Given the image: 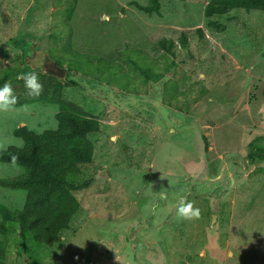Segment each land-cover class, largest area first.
Masks as SVG:
<instances>
[{
	"label": "rangeland",
	"instance_id": "obj_1",
	"mask_svg": "<svg viewBox=\"0 0 264 264\" xmlns=\"http://www.w3.org/2000/svg\"><path fill=\"white\" fill-rule=\"evenodd\" d=\"M210 1L162 0L149 14L136 3L150 0H0V73L22 62L27 39L39 40L27 56L38 71L49 73L70 48L132 74H101L98 91L64 89L101 122L77 179L92 183L74 192L80 209L53 247L24 241L10 222L5 264H264V158H249L255 148L264 155V10H233L217 17L225 29H210ZM163 38L175 41L173 52ZM133 52L163 76L136 73ZM55 115L38 103L0 112V149L23 146L16 127H57ZM23 173L0 162V178ZM181 198L200 208L199 219L178 216ZM26 199V190L0 185V205L21 210ZM101 242L114 246L112 257L97 252Z\"/></svg>",
	"mask_w": 264,
	"mask_h": 264
},
{
	"label": "trees",
	"instance_id": "obj_2",
	"mask_svg": "<svg viewBox=\"0 0 264 264\" xmlns=\"http://www.w3.org/2000/svg\"><path fill=\"white\" fill-rule=\"evenodd\" d=\"M161 1L150 0L147 5L140 3L136 5L142 11L152 14L160 12ZM236 9L264 10V0H211L205 8L208 28L225 29L226 25L217 17ZM66 13L71 19L73 7L69 6ZM199 31L203 34L202 28H199ZM38 42L39 40L32 42L25 39L24 53L16 56V59H21L22 62L8 64L1 69L0 87H3L5 83L11 86L17 84V87L13 88L14 95L18 98L15 107L38 103L54 108L58 125L43 131L28 125L16 127L13 133L23 140V146L11 145L6 149H0V162L16 163L24 169V173L19 176L0 178V185L27 191L23 209L13 211L0 205L4 216L3 220H0V232L5 235L4 239H0V264H5L7 257L9 247L7 234L10 222L17 225L19 235L24 241L32 237L41 244L53 247L62 231L69 229L72 219L80 209L81 203L74 192L86 189L92 183L91 180L78 181L77 179L83 172V167L93 161L95 144L90 134L100 131L101 122L82 105L65 98L64 89L82 84L96 89V85L102 80L99 76L101 74L108 80L117 79L121 75L132 76L130 72H122L123 65L119 62L114 63L100 56L94 58L78 50L65 48L64 53L56 56L54 65L63 67L65 63H68L64 81L60 76L38 71L35 65L28 63L27 56L30 54L31 47L35 49ZM159 44L169 52H173L175 41L163 38ZM182 44L188 47V39L184 34ZM133 54L134 52L126 58L128 62H133L135 65L141 63L135 68L136 73L140 72L146 78L153 80L163 76L162 72L151 71V65L146 61L149 58L148 55L139 56L140 60L137 61L130 58ZM95 59L98 60L97 63ZM22 63L29 68L27 72ZM33 71L38 74L39 82L42 84L39 96L29 95V89L26 88L25 81L22 79L25 74ZM124 82L121 81V83ZM258 139H264V136H259ZM206 141L205 138L207 148ZM251 145L254 144L251 143ZM258 157L264 158V155H260L255 148V151L249 154V158L255 161Z\"/></svg>",
	"mask_w": 264,
	"mask_h": 264
},
{
	"label": "clouds",
	"instance_id": "obj_3",
	"mask_svg": "<svg viewBox=\"0 0 264 264\" xmlns=\"http://www.w3.org/2000/svg\"><path fill=\"white\" fill-rule=\"evenodd\" d=\"M22 79L25 81L26 88L29 89V95L39 96L41 94L42 84L39 82L36 72L33 71L30 74H25ZM17 102L18 98L14 95L13 88L10 84L5 83L3 87H0V112L9 111ZM177 214L184 219H199L201 210L198 207H194L192 202L181 198L177 208Z\"/></svg>",
	"mask_w": 264,
	"mask_h": 264
},
{
	"label": "water",
	"instance_id": "obj_4",
	"mask_svg": "<svg viewBox=\"0 0 264 264\" xmlns=\"http://www.w3.org/2000/svg\"><path fill=\"white\" fill-rule=\"evenodd\" d=\"M52 68L53 69H51L50 73L53 75L60 76L61 78L65 76L66 71H67L65 68L60 67V66H53ZM216 218H217V214L213 213L212 214V226L214 222L216 221ZM97 247H98L97 252L99 254H103L108 257H112L114 254V246L112 244L101 242Z\"/></svg>",
	"mask_w": 264,
	"mask_h": 264
}]
</instances>
